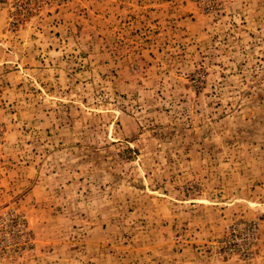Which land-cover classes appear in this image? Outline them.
<instances>
[{"label": "rangeland", "instance_id": "1", "mask_svg": "<svg viewBox=\"0 0 264 264\" xmlns=\"http://www.w3.org/2000/svg\"><path fill=\"white\" fill-rule=\"evenodd\" d=\"M0 264H264V0H0Z\"/></svg>", "mask_w": 264, "mask_h": 264}]
</instances>
